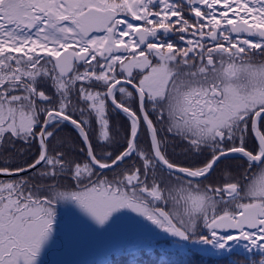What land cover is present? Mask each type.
Listing matches in <instances>:
<instances>
[{
  "label": "snow or ice",
  "instance_id": "obj_1",
  "mask_svg": "<svg viewBox=\"0 0 264 264\" xmlns=\"http://www.w3.org/2000/svg\"><path fill=\"white\" fill-rule=\"evenodd\" d=\"M0 177V264H264V0H0Z\"/></svg>",
  "mask_w": 264,
  "mask_h": 264
},
{
  "label": "trees",
  "instance_id": "obj_2",
  "mask_svg": "<svg viewBox=\"0 0 264 264\" xmlns=\"http://www.w3.org/2000/svg\"><path fill=\"white\" fill-rule=\"evenodd\" d=\"M236 258L242 259V257H221L198 252L195 249L193 251L187 249L178 251L175 246L162 244L154 246V251L149 249V255L142 259L143 264H230V260ZM108 259H110V255L105 252L90 260L89 264H104Z\"/></svg>",
  "mask_w": 264,
  "mask_h": 264
},
{
  "label": "rangeland",
  "instance_id": "obj_3",
  "mask_svg": "<svg viewBox=\"0 0 264 264\" xmlns=\"http://www.w3.org/2000/svg\"><path fill=\"white\" fill-rule=\"evenodd\" d=\"M7 179V178H4ZM123 237L118 234H114L111 236H104V237H96L92 238L91 240L87 241L84 248L71 253L69 255V259L78 260V257H84L80 261H87L89 262L93 258L103 254L106 252V249L112 244H119L122 243Z\"/></svg>",
  "mask_w": 264,
  "mask_h": 264
},
{
  "label": "flooded vegetation",
  "instance_id": "obj_4",
  "mask_svg": "<svg viewBox=\"0 0 264 264\" xmlns=\"http://www.w3.org/2000/svg\"><path fill=\"white\" fill-rule=\"evenodd\" d=\"M67 131H68V130L66 129L65 132H67ZM170 151H171V149H170ZM176 151L179 152V149H177ZM181 158H182V157H181ZM160 245H162V244H160ZM83 258H84V257H81V256H80V257H78L77 259H78V261H80V260H82Z\"/></svg>",
  "mask_w": 264,
  "mask_h": 264
},
{
  "label": "water",
  "instance_id": "obj_5",
  "mask_svg": "<svg viewBox=\"0 0 264 264\" xmlns=\"http://www.w3.org/2000/svg\"><path fill=\"white\" fill-rule=\"evenodd\" d=\"M1 178H6V177H1Z\"/></svg>",
  "mask_w": 264,
  "mask_h": 264
}]
</instances>
